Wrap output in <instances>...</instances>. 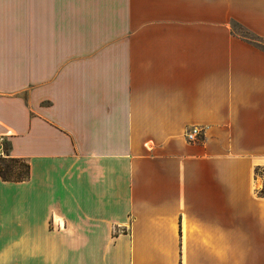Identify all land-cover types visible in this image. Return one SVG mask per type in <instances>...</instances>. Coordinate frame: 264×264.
Listing matches in <instances>:
<instances>
[{
  "label": "crops",
  "instance_id": "obj_1",
  "mask_svg": "<svg viewBox=\"0 0 264 264\" xmlns=\"http://www.w3.org/2000/svg\"><path fill=\"white\" fill-rule=\"evenodd\" d=\"M263 42L264 0H0V264H264Z\"/></svg>",
  "mask_w": 264,
  "mask_h": 264
},
{
  "label": "rangeland",
  "instance_id": "obj_2",
  "mask_svg": "<svg viewBox=\"0 0 264 264\" xmlns=\"http://www.w3.org/2000/svg\"><path fill=\"white\" fill-rule=\"evenodd\" d=\"M236 32L252 40L260 41L259 39L255 38L254 36H252L251 34H249L248 32H246L241 28H237ZM0 166L6 169L5 175L8 179H14V180L21 179L22 177H25L28 172L27 164L24 162L4 160L3 162H0Z\"/></svg>",
  "mask_w": 264,
  "mask_h": 264
},
{
  "label": "built area",
  "instance_id": "obj_3",
  "mask_svg": "<svg viewBox=\"0 0 264 264\" xmlns=\"http://www.w3.org/2000/svg\"><path fill=\"white\" fill-rule=\"evenodd\" d=\"M202 134V129L200 128H189L186 131V138L189 142H197L199 140L200 135ZM7 137L5 135H0V160L4 159L6 157V151H5V144Z\"/></svg>",
  "mask_w": 264,
  "mask_h": 264
},
{
  "label": "trees",
  "instance_id": "obj_4",
  "mask_svg": "<svg viewBox=\"0 0 264 264\" xmlns=\"http://www.w3.org/2000/svg\"><path fill=\"white\" fill-rule=\"evenodd\" d=\"M4 160H0V162H3ZM13 161H15V162H18V161H16V160H13ZM27 168H28V170H29V166L27 165ZM6 169L4 168V167H1L0 166V176H2L3 178H5V179H8L7 177H6V171H5ZM26 178H28V172H27V175L25 176V177H22L21 179H26ZM262 194L264 195V189H263V191H262Z\"/></svg>",
  "mask_w": 264,
  "mask_h": 264
}]
</instances>
